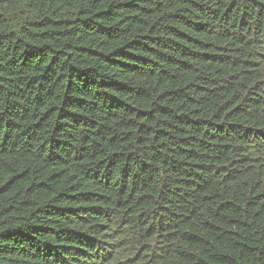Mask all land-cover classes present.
<instances>
[{"label": "trees", "instance_id": "1", "mask_svg": "<svg viewBox=\"0 0 264 264\" xmlns=\"http://www.w3.org/2000/svg\"><path fill=\"white\" fill-rule=\"evenodd\" d=\"M0 264H264V0H0Z\"/></svg>", "mask_w": 264, "mask_h": 264}]
</instances>
